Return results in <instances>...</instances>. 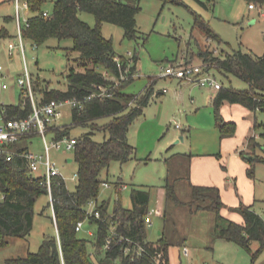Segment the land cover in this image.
<instances>
[{
  "label": "rangeland",
  "instance_id": "1",
  "mask_svg": "<svg viewBox=\"0 0 264 264\" xmlns=\"http://www.w3.org/2000/svg\"><path fill=\"white\" fill-rule=\"evenodd\" d=\"M55 1L46 0L44 8L52 10ZM20 5L22 18L32 14L26 0H20ZM141 6L137 14L138 38L125 37V30L120 25L108 21L102 24L103 34L113 39L118 53L126 58L135 52L139 54V69L134 70L135 79L126 86V91L141 96L148 88L154 87V92L143 113L130 126L129 139L136 146V157L128 162L114 160L104 170L102 179L108 181L110 186L101 184L98 202L106 200L108 212L113 213L118 202L125 207L132 206V188H147L150 191L149 210L155 209V212L147 214V220L152 221L151 225L147 224L148 238L157 242L162 229H166L172 241L168 253L170 264H264V249L258 251L261 246L259 240H252L248 249L215 237L216 211L197 208L198 203L191 200L190 186L194 158L206 161L204 168L223 172L229 171V165L232 164L231 154L225 153L228 147L235 146L239 153L245 149L247 154H264L260 146L264 144V108L254 111L241 104L231 107L228 109L230 115L227 116L232 118L223 116L227 121L236 122V130L232 135H223L210 99L212 90L194 81L163 76L161 69V66L166 67L170 63L205 64L207 71L215 75L225 87L248 88L249 83L242 77L231 72L223 73L215 67L209 68L211 64L201 60L199 52L207 49L216 55L242 48L264 55V6L257 4L250 8L247 0H211L207 1V6L200 0H141ZM16 13L15 0H0V27L4 25L10 31L9 36L0 37V62L9 67L13 74L10 77L12 86L4 92V98L9 103H19L26 96L16 82V78L23 74V55L16 49L13 57H10L7 48L8 41L18 33ZM196 13L202 14L209 21L220 35L221 42L208 39L195 26ZM5 16H13V19L7 21ZM80 16L92 25L96 23V17L91 12L81 11ZM26 44L28 49L25 58L35 77L34 88L38 100L43 98L40 91L43 86L66 90L67 75L72 66L78 70L86 67L79 51L72 48V38L52 37L35 46H32L31 41ZM107 75L116 79L110 72ZM157 78L158 88H168L165 94L156 95L159 94L154 85ZM122 82L119 80L116 86L124 88L125 82ZM134 105L135 101L130 102V107ZM72 109L70 103H65L61 107L62 114L56 118L58 125H72L70 136L80 138L91 132L97 141H104L110 136L109 129L104 126L111 122L114 115H104L87 124L73 125ZM176 134L185 137L175 142L173 137ZM46 136L48 141L55 137L52 131ZM249 136L253 137L252 141L248 140ZM18 146L46 154L44 138L40 134L24 138ZM50 154L63 173L67 185L74 189L77 182L75 174L78 171L74 151L53 147ZM241 157L247 162L244 155ZM255 168L256 175L250 181L255 183L256 199L250 203L264 216V162H256ZM174 177L177 178L179 202L171 198L167 200L165 196L164 185ZM233 178L237 180V174ZM227 186L224 193L227 206L222 208V213L226 210L223 213L225 216L231 214L243 217L235 207L242 202L250 204L246 198L252 189L244 184L242 193L235 182ZM234 200L237 201L233 203ZM51 215L53 209L49 204V195L43 194L35 205L32 231L27 237H11L6 245L0 247V264H6L8 257L24 256L37 251L47 234H57ZM96 230V224L85 219L78 234L92 240ZM185 246L188 247V254L184 251ZM89 249L93 252L92 242L89 243ZM92 264L99 263L94 259Z\"/></svg>",
  "mask_w": 264,
  "mask_h": 264
},
{
  "label": "trees",
  "instance_id": "2",
  "mask_svg": "<svg viewBox=\"0 0 264 264\" xmlns=\"http://www.w3.org/2000/svg\"><path fill=\"white\" fill-rule=\"evenodd\" d=\"M32 14H29V25L24 26L23 32L27 39L42 44L52 37L58 39L72 38V48L79 51L86 67L78 70L71 67L67 75L68 87L66 90L43 86L40 90L42 101L53 98H85L95 90L97 84H102L114 93L113 96L93 97L84 102L83 106L72 109V124H87L104 115H114L111 122L104 127L110 131V136L104 141H97L93 133H87L78 138L74 150V158L78 163V176L74 189H71L62 176L54 177L52 183L53 222L56 215L57 234H47L37 251L29 252L24 256H11L6 264H92L94 259L99 264H170L168 259L169 246L172 243L162 229L157 242L151 241L147 233V214L149 211L150 191L141 186L132 188V206L125 207L121 202L113 213L108 212V202H98L102 173L112 161L128 162L136 157V146L129 140L131 124L139 117L144 107L148 105L154 92V87L148 88L145 93L126 91V86L134 79L130 76L123 80L125 87L116 86V80L121 78L118 56L123 63V71L131 63L129 74L137 70L139 54L126 58L117 52L112 38L106 37L102 31L105 21L120 25L124 28V36L129 39L139 37L137 14L141 11V0H56L54 8H44L46 0H26ZM207 1L200 2L207 6ZM248 3L264 6V0H247ZM47 11V14H45ZM81 11L91 12L96 17L92 25L80 16ZM7 21L13 16H5ZM195 26L201 29L208 39L222 41L220 35L211 27L209 21L200 13L195 14ZM10 31L4 25L0 27V37H7ZM203 61H209L211 66L223 73L231 72L242 77L249 83L248 88H235L224 85L217 90L213 104L217 124L223 135H232L236 130L235 121H227L222 113L225 102L240 103L251 110L264 108V55L255 54L242 48L214 54L207 49L199 52ZM83 63V64H84ZM105 69V70H104ZM110 72L116 79L105 75ZM38 84V83H37ZM116 86V87H115ZM35 87V86H34ZM135 105L130 107V102ZM32 110L31 99L23 97L19 103H11L9 111L13 116H26ZM72 126V125H71ZM70 127H58L57 135H69ZM249 141L253 137H248ZM255 144H253L254 146ZM264 151V144H260ZM19 149H25L19 147ZM244 155L249 166L247 173L254 178L256 162H264V154H247L245 149L240 152ZM177 178H170L164 185L165 196L179 202L176 193ZM192 201L198 203L197 208L216 211L214 235L227 241H232L250 249L252 240L261 242L260 249H264V216L259 213L253 204L241 203L235 208L243 215V222H238L222 213L227 206L221 190L215 185H200L190 181ZM0 247L6 245L11 237H27L33 229L35 205L38 198L48 194L45 183L34 177L30 172L26 160L21 156L7 161L0 159ZM91 200H97V208L101 217L95 214L87 217V207ZM166 215V213H165ZM89 219L95 223L97 230L92 240L80 236L76 226L80 220ZM112 226H116L115 240L106 247V238ZM123 236V240L118 238ZM131 239L132 242L129 240ZM93 244V252L89 243ZM141 245V253L136 252L135 246ZM130 247V250H127Z\"/></svg>",
  "mask_w": 264,
  "mask_h": 264
},
{
  "label": "built area",
  "instance_id": "3",
  "mask_svg": "<svg viewBox=\"0 0 264 264\" xmlns=\"http://www.w3.org/2000/svg\"><path fill=\"white\" fill-rule=\"evenodd\" d=\"M16 1L17 13H16V23L18 26V33L15 35L14 39H10L7 44L9 50V56L13 57L14 51L17 49L22 53L24 58V70L23 74L16 78V82L20 88L25 92L26 99L29 97L32 103V110L26 116H13L9 111V103L4 98V92L11 88L12 81L11 76L12 71L4 63L0 62V159H5L10 161L16 156L23 157L28 165L30 172L39 179L41 182L45 183L48 187V195L50 200L53 202V191L52 183L54 177L62 176L65 180L63 173L58 167L56 161L52 160L50 150L55 147L57 149H65L74 151L78 142V138L70 135H57V128L62 127L56 122V118L62 114L61 107L65 103H70L72 107L83 106L84 102L93 97H106L113 96V91L109 87L97 84L95 90L88 94L85 98H78L76 96L71 98H53L48 101L43 102L42 99L38 100L35 88H34V75L30 70L29 65L25 58V51L28 49L26 42L30 41L24 35V26L29 25V17L25 16L22 18V7L20 5V0ZM251 8L256 7L255 3H249ZM47 14V11H45ZM32 42V41H31ZM37 43L32 42V46ZM133 56V55H132ZM131 56V57H132ZM119 63V67L122 71L121 78L116 80V85L119 80L128 79L132 74H129L131 63L127 66L126 70L123 71V63L119 57L116 58ZM205 64H184L170 63L166 67L161 66L163 76L170 75L179 78L187 79L189 81H194L202 87H209L212 90H219L223 84L219 79L213 75L211 72L207 71ZM108 71L105 72L107 75ZM177 126L180 127L178 123ZM49 131L54 132L55 137L48 141L47 133ZM36 134H40L44 138L46 154L33 152L29 149H19L17 146L24 138H30ZM75 176H78L76 172ZM103 184L110 186L108 181H103ZM4 198V194L0 193V199ZM87 217L91 215H96L101 217V211L97 208V200H91L87 207ZM155 212V209L149 210L148 213ZM54 220L57 224L56 215L54 214ZM85 220H80L76 226L77 230H80L84 224ZM147 224L151 225L152 221H147ZM116 226H112L109 236L106 238L105 246L108 247L113 240H115ZM119 241L123 240V236L118 238ZM131 242L132 240L129 239ZM127 247V250H130ZM136 252L141 253L143 247L141 245L135 246ZM184 251L188 254V247H184Z\"/></svg>",
  "mask_w": 264,
  "mask_h": 264
},
{
  "label": "crops",
  "instance_id": "4",
  "mask_svg": "<svg viewBox=\"0 0 264 264\" xmlns=\"http://www.w3.org/2000/svg\"><path fill=\"white\" fill-rule=\"evenodd\" d=\"M138 69L139 68H138V63H137V70ZM150 79H151V77H150ZM133 80H132V82H133ZM157 83H158V78L156 79V81L154 83V85L156 87V91H158V93H159V94H156V95L165 94L166 92L169 91L167 87L158 88L157 87ZM216 92H217V90H212V94L210 96L212 104H213V98H214ZM192 101L194 102L193 99H192ZM238 105H240V103L225 102L223 104V106H222L223 114L228 118L227 115H230V113L228 112V109H230L231 107H234V106H238ZM229 118H232V117H229ZM182 135L183 134H176L173 137L175 142H177V140L180 139V137ZM183 137H185V136L183 135ZM183 139H180V141L183 140ZM244 144H245V142H244ZM225 153L231 154L232 164L229 165V171L228 170L223 171V172L211 171V169H209V167L204 168V164L206 163V161H204L203 159L194 158L193 161H192V166H191V171H190V180H191V182H193L195 184L218 186L220 188V190H221V195H222V198H223L225 203L227 202V199L224 196L225 195L224 193H225V191H227V189H228L227 185H229V183L235 182V185L236 186L238 185V187H239V189H241L242 193H244L243 192V185L247 184V187H250V189H252L250 191H253L251 193L249 191L248 195H247V198H246V201L248 203H250L253 199H256V197H255V192H254L255 191V183L250 181V180H252V178L247 173V168L249 166V163L246 162V161H243L241 159L242 157H241L239 151L236 150L235 146L226 148L225 149ZM235 174H237V180H233L234 179L233 175H235ZM225 175H226V178H225ZM242 178H243V180H242ZM229 181H231V182H229ZM235 199H237V198H235ZM236 201L237 200H234L233 203H235ZM250 204H252V203H250ZM223 211L225 212L226 210H223ZM227 217H233L234 220H236L238 222H243V217L239 216V215H237V216L233 215L232 216L231 214H228Z\"/></svg>",
  "mask_w": 264,
  "mask_h": 264
},
{
  "label": "water",
  "instance_id": "5",
  "mask_svg": "<svg viewBox=\"0 0 264 264\" xmlns=\"http://www.w3.org/2000/svg\"><path fill=\"white\" fill-rule=\"evenodd\" d=\"M183 138H184V137H183V135H182V136L180 137V139H183ZM180 139H178L177 142L180 141Z\"/></svg>",
  "mask_w": 264,
  "mask_h": 264
}]
</instances>
